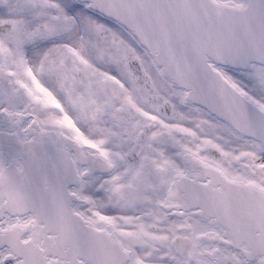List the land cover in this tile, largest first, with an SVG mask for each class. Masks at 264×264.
Segmentation results:
<instances>
[{
    "label": "snow or ice",
    "instance_id": "6c2138e0",
    "mask_svg": "<svg viewBox=\"0 0 264 264\" xmlns=\"http://www.w3.org/2000/svg\"><path fill=\"white\" fill-rule=\"evenodd\" d=\"M0 264H264V0H0Z\"/></svg>",
    "mask_w": 264,
    "mask_h": 264
}]
</instances>
